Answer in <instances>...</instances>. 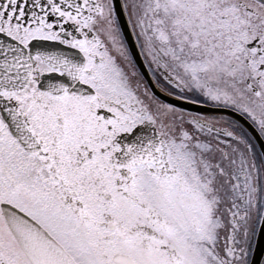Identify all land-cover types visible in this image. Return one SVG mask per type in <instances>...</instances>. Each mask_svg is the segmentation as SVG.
<instances>
[{
  "label": "snow or ice",
  "instance_id": "obj_1",
  "mask_svg": "<svg viewBox=\"0 0 264 264\" xmlns=\"http://www.w3.org/2000/svg\"><path fill=\"white\" fill-rule=\"evenodd\" d=\"M241 120L264 138V0H0V264H253Z\"/></svg>",
  "mask_w": 264,
  "mask_h": 264
},
{
  "label": "water",
  "instance_id": "obj_2",
  "mask_svg": "<svg viewBox=\"0 0 264 264\" xmlns=\"http://www.w3.org/2000/svg\"><path fill=\"white\" fill-rule=\"evenodd\" d=\"M125 27V33H126V38L127 42L129 44V47L132 49V52L141 68V70L145 73V78L148 80L149 83H151L150 75L147 71L146 66L143 63L142 57L139 55V49L138 46L135 44V36L132 34L130 26L127 25L125 22L124 24ZM158 91V90H157ZM162 95V94H161ZM162 98L163 95H162ZM171 99V98H168ZM184 102H177L178 106H183ZM198 106H193V105H187V109L191 111H195ZM215 114V113H214ZM239 119V117H237ZM242 123H245V127L248 128V130L252 133V135L255 137V142L257 144V147L264 146V138H261L259 136V133L254 130V128L251 127L250 124H247L243 120H241ZM252 260L253 264H262L264 260V233H261L258 231L255 244L253 247V252H252Z\"/></svg>",
  "mask_w": 264,
  "mask_h": 264
}]
</instances>
